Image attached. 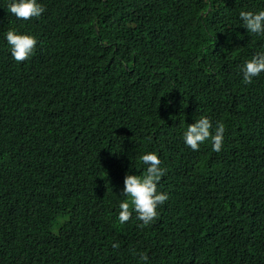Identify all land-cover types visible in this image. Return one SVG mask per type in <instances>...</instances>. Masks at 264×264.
<instances>
[{
    "label": "trees",
    "instance_id": "16d2710c",
    "mask_svg": "<svg viewBox=\"0 0 264 264\" xmlns=\"http://www.w3.org/2000/svg\"><path fill=\"white\" fill-rule=\"evenodd\" d=\"M37 2L39 18L0 16V102L25 99L29 119H40L51 95L89 98L109 72L116 96L106 108L90 105L52 144L39 138L31 149L17 126L6 141L37 177L15 171L0 145V264H145L140 253L147 264H264V72L245 85L241 71L264 52V35L239 19L264 10V0ZM9 29L46 44L24 63L11 61L12 72L2 70ZM75 56L87 57L89 76ZM201 116L213 131L225 125L219 152L211 141L193 151L182 139ZM146 152L165 169L157 191L168 199L140 228L135 212L124 224L118 214L124 177L143 174ZM53 167L71 169L64 191Z\"/></svg>",
    "mask_w": 264,
    "mask_h": 264
},
{
    "label": "clouds",
    "instance_id": "9594fccd",
    "mask_svg": "<svg viewBox=\"0 0 264 264\" xmlns=\"http://www.w3.org/2000/svg\"><path fill=\"white\" fill-rule=\"evenodd\" d=\"M44 11V7L37 0H10L8 6L0 7V16L9 12L19 20H31L39 18ZM239 19L243 22L242 27L248 33L256 36L264 35V10L258 12L240 11ZM6 41L10 46V52H8L9 60L2 70L9 69L11 72L17 66L16 64L28 61L40 47H46L42 36L36 38L27 34H19L14 29L7 31ZM75 51L77 50L75 49ZM74 59L86 68L89 76L90 71L86 63L87 57L75 56ZM61 67L62 64L58 73ZM241 71L243 74L242 82L245 85L251 84L254 77L264 72V52H257L251 59L246 60L241 66ZM0 74L3 73L0 72ZM114 83L115 81L109 72L98 84L100 93H95L89 98L81 94H72L69 99L51 95L46 113L40 119H29L31 110L27 100L16 97L3 98L0 102V145L9 146V155L15 171L24 169L30 175L34 174L36 176L31 166L29 164L25 165L20 151L6 141L18 125L22 124L24 126L31 149H34L39 138L46 144L55 143L70 126H78L82 123L90 105L97 104L106 108L107 99L116 96ZM224 132L225 125L223 123L217 122L213 131L210 119L201 116L194 123L188 124L187 129L183 132L182 139L186 146L193 151H198L200 145L205 143V141H211L212 150L219 152L223 145ZM49 148L44 147L40 151ZM140 161L146 166L143 174H126L124 177V187L121 194L126 199L119 204L118 220L121 224H124L132 218L133 212H135L136 219L142 222L138 227L143 228L151 225L158 218L157 209L167 201L168 196L157 191V185L165 175V169L160 167L161 161L158 155L155 152H146L140 157ZM68 170L71 169L53 167L58 192L60 190L64 191L68 185L67 179L63 174ZM120 175L121 172L118 176ZM38 226L37 224L35 228ZM112 247L117 249L119 244L113 243ZM132 252L134 255L136 254L134 249ZM139 255L140 259L147 264V255L144 253Z\"/></svg>",
    "mask_w": 264,
    "mask_h": 264
},
{
    "label": "bare ground",
    "instance_id": "6f19581e",
    "mask_svg": "<svg viewBox=\"0 0 264 264\" xmlns=\"http://www.w3.org/2000/svg\"><path fill=\"white\" fill-rule=\"evenodd\" d=\"M72 146H73V145H72ZM74 147H76V146H74ZM68 148H70V147H68ZM68 171H69V170H68ZM67 173H68V172H67ZM65 177H66V176H65ZM66 179H67V177H66ZM67 180H68V179H67ZM80 180H81V179H80ZM31 181H32V180H31ZM68 181H70V180H68ZM33 183H34V182H33ZM33 183H32V184H33ZM68 183H69V182H68ZM71 183H72V181H71ZM79 183H80V182H79ZM73 184H74V183H73ZM73 184H72V185H73ZM77 184H78V182H77ZM28 185L31 186V184H29V183H28ZM69 185H70V184H69ZM69 185H68V187H69ZM74 185H75V184H74ZM73 187H74V186H73ZM71 188H72V187H71ZM213 225H214V228H215V224H213ZM216 226H217V225H216ZM29 227H32V226H29ZM219 227H220V226H219ZM229 227H230V226H229ZM212 228H213V226H212ZM216 228H217V227H216ZM230 228H231V227H230ZM232 228H234V227H232ZM235 228H236V227H235ZM235 228H234V229H235ZM37 229H39V228H37ZM37 229H36V230H37ZM41 229H42V228H41ZM218 231H219V230H218ZM234 231H236V230H234ZM42 232H43V230H42ZM240 232H241V230H240ZM237 233H238V236H239V232H238V231H237ZM252 233H253V232H252ZM252 233H251V234H252ZM234 234H235V233H234ZM242 234H243V233H242ZM246 234H247V233H246ZM235 235H236V234H235ZM240 235H241V234H240ZM243 236H244V235H243ZM252 237H253V235H252ZM252 237H251V238L249 237V238L252 240V239H254V238H252ZM23 238H24V236H23ZM255 238H256V237H255ZM24 239H25V238H24ZM25 240H26V239H25ZM251 240H250V241H251ZM256 241H258V240H256ZM259 242H260V241H259ZM33 243H34V242H33ZM252 243H253V242H252ZM256 243H257V242H256ZM28 244H29V243H28ZM241 244H242V243H241ZM241 244H240V245H241ZM253 244H254V243H253ZM258 245H259V243H258ZM261 245H262V244H261ZM261 245H260V246H261ZM260 246H259V247H260ZM23 247H24V246H23ZM30 247H31V246H30ZM242 247H243V246H242ZM242 247H241V248H242ZM257 247H258V246H257ZM259 247H258V248H259ZM262 247H263V246H262ZM243 248H244V247H243ZM245 248H246V246H245ZM26 249H27V248H26ZM28 250H29V248H28ZM28 250L25 251V252L27 253V255L30 254V253L28 254ZM244 250L247 251V249H244ZM29 251H30V250H29ZM42 251H43V250H42ZM258 251H259V250H258ZM31 253H32V252H31ZM249 253H250V252H249ZM250 254L252 255V253H250ZM33 255H34V254H33ZM262 255H264V254H262ZM32 257H33V256H32ZM38 257H39V256H38ZM247 257L249 258V254H248ZM252 257H253V256H252ZM254 257H255V256H254ZM45 258H47V257H45ZM51 258H52V257H51ZM250 258H251V257H250ZM250 258H249V259H250ZM262 258H263V257H262ZM262 258H261V259H262ZM241 259H242V258H241ZM256 259H257V257H256ZM32 260H33V259H32ZM36 260H37V259H36ZM39 260H40V259H39ZM41 260H42V259H41ZM247 260H248V259H247ZM247 260H246V261H247ZM257 260H258V259H257ZM43 261H46V260H43ZM50 261H51V260H50ZM53 261H54V260H53ZM240 261H241V260H240ZM251 261H253V260H251ZM51 262H52V261H51ZM67 262H68V261H67ZM244 262H245V261H244ZM247 262H248V261H247ZM258 262H259V260H258ZM263 262H264V258H263ZM40 263H41V262H40ZM43 263H44V262H43ZM239 263H240V262H239ZM45 264H46V263H45ZM242 264H243V263H242ZM248 264H249V262H248ZM258 264H259V263H258Z\"/></svg>",
    "mask_w": 264,
    "mask_h": 264
}]
</instances>
